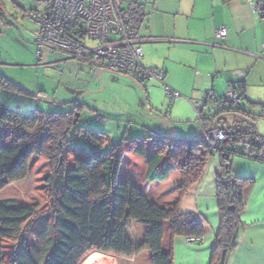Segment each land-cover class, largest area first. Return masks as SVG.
I'll return each mask as SVG.
<instances>
[{"label":"trees","instance_id":"16d2710c","mask_svg":"<svg viewBox=\"0 0 264 264\" xmlns=\"http://www.w3.org/2000/svg\"><path fill=\"white\" fill-rule=\"evenodd\" d=\"M131 12L130 20L135 28L133 23L142 19L143 9L136 8ZM4 17L5 10L0 0V23H3ZM137 84L146 91L143 82ZM0 90L28 94L1 73ZM238 90L244 97V87L240 86ZM68 105L73 109L66 113H44L40 110L24 113L0 102V130H4L7 143L0 146V192L10 184L25 180L30 174L33 159L41 158L51 164L46 192L52 199L51 214L34 229L32 224L38 212L37 205L13 206L7 200H0V264H39L40 261L42 264H80L95 252L133 259L144 251L150 252L151 264H173L172 251L163 248L167 229L172 239H188L203 238L206 235L205 227L193 214H183L178 202L173 208H163L150 202L136 185L121 180V161L128 153L143 156L150 169V180L163 181L171 171H178L181 176L178 188L181 198L201 178L210 158L209 147L201 142V137L161 138L154 151L142 146L138 148V140L125 136L120 143L111 144L105 132L76 129L80 119L77 120L76 115L81 116L83 107L78 102ZM220 109V113L211 119L204 117L203 113L198 117L204 131L221 127L225 116L240 115L251 121V117L243 114L241 108ZM101 118L98 117L97 121L107 125L106 119L102 123L99 121ZM252 123L246 134L258 136L254 121ZM230 129L234 131L233 137L237 138L239 134L236 129L233 126ZM79 138L90 148L91 155L88 158L77 156L73 164L67 165L70 152H67L66 146ZM234 139L223 142V151L219 152L223 154L222 163L224 169L228 167L227 170L230 169L227 157L241 152L231 149ZM126 144L131 147L125 148ZM108 145L110 150L103 155ZM79 150L85 151L83 148ZM161 156L169 163L161 166L164 169L162 176L156 173L161 165ZM224 178L220 176L218 179L221 223L209 264H228L230 253L238 246L237 237L241 227L239 215L247 180L225 181ZM231 207L235 209L231 210ZM133 225L144 230L141 244L130 237ZM32 229L33 245L29 247L26 238ZM5 243L12 244L7 260Z\"/></svg>","mask_w":264,"mask_h":264},{"label":"crops","instance_id":"0c3cea01","mask_svg":"<svg viewBox=\"0 0 264 264\" xmlns=\"http://www.w3.org/2000/svg\"><path fill=\"white\" fill-rule=\"evenodd\" d=\"M28 1L31 4L30 8L18 6L24 13L33 8L37 0ZM110 2L131 14L136 8L143 9L142 19L133 23L142 38L144 53L142 63L145 67L155 69L164 75V84L148 80L152 83L149 85L151 94L143 82L147 93L143 91L148 103L149 95L153 101V93L164 91L166 86L177 91L181 96L174 103L172 118L179 119L195 110L193 103L204 100L209 91L213 90L216 95L223 96L232 86H243L244 104L241 112L251 117V121L243 119L240 115L225 116L223 124L230 120L231 126L240 123L252 125L254 121L258 136L264 139V9L260 10V7L264 8V0H251V3L245 0H110ZM219 27L228 30L224 40L214 38V31ZM54 52L56 51H49V54ZM68 57L70 58L65 60L66 63L68 60H76ZM76 61L72 62L74 68L79 67L74 64ZM103 73L105 72L99 70L100 78H103ZM123 78L126 86L137 94L139 92L135 86L137 82L133 80L135 82L133 83L128 77ZM89 87L85 86L84 89L87 91ZM0 92H3L0 93V97L11 102L13 101L11 96L18 95L4 90ZM44 94L47 93L39 92L37 98H46L40 96ZM83 95L84 93L81 97ZM45 100L52 105L43 110L41 108L40 111L44 113H66L73 109L68 105L72 102L58 103L48 98ZM75 102L83 107L82 116L86 113V107L79 100ZM62 105L65 107H61ZM208 108V115L205 116L204 112ZM220 110L219 105L211 101L205 104L202 113L204 117L211 119L218 115ZM167 121L171 123L169 118ZM200 124L204 131L201 122ZM132 130L133 135L130 136L131 139H138V148L142 146L154 151L158 139H152L151 132L145 126L140 130L146 134H140L139 137L138 129ZM105 133L108 135V132ZM125 137L127 138V135ZM110 143L118 144L117 141L113 143L111 140ZM130 147V144L125 145V148ZM236 150L240 152V149ZM159 159L161 165L157 167L156 173L162 176L164 169L161 166L169 163L164 156ZM222 160L217 157L209 158L201 178L180 198L178 188L181 176L178 171H171L163 181L150 180L148 178L150 169L143 156L128 153L122 158L121 180L136 185L150 202L163 208H173L178 202L183 214H193L206 229L203 241L198 243H189L184 237L172 239L170 230L167 229L163 248L165 251H172L173 264L210 263L221 223L218 202L220 176L225 177V181L247 180L243 189V208L239 215L241 227L237 237L238 246L230 253L228 264H264V162L231 154L227 163L230 169L227 170L228 167L224 169ZM130 237L132 241L141 244L144 241V230L133 225ZM94 258H100V264H151V254L148 251L133 259L95 252L86 257L83 264L87 261L96 264Z\"/></svg>","mask_w":264,"mask_h":264},{"label":"rangeland","instance_id":"374dc122","mask_svg":"<svg viewBox=\"0 0 264 264\" xmlns=\"http://www.w3.org/2000/svg\"><path fill=\"white\" fill-rule=\"evenodd\" d=\"M2 2L5 7V17L3 23H0V32L2 33L0 35V73L30 94L28 96L19 94L11 96L12 102L0 97V102L6 106L24 113H32L41 108L42 110L46 109L48 105L52 104L41 99L42 97L37 98V94L42 91L47 94L40 96L58 103L79 100L82 105H85L86 113L80 117L76 129L85 128L93 130L95 133L108 132L113 143L116 141L120 143L125 135L131 139L132 129H138V137L140 134H146L140 130L142 126L151 132L154 140L165 137L196 139L203 135L204 131L195 110L184 114L179 119L172 118L175 104L167 97L165 89L153 93V101L149 95L148 103L145 92L137 84H135L139 91L137 94L126 86L122 80L124 76L104 71L103 78H100V69L81 60L77 62V59L68 60L66 63L65 60L70 58L69 55L60 51L49 54L48 50L43 49L42 57L39 58L36 45L38 25L25 18V13L11 0H2ZM20 6L30 8L31 4L28 0H21ZM73 61H76V63L74 62L77 64L76 66L79 65L78 68H74ZM133 83L135 82L133 81ZM145 84L151 94L149 85L152 83L145 81ZM85 86H90L87 91L84 89ZM82 92L84 95L81 97ZM208 112L209 108L204 112V115L207 116ZM98 117L105 118L108 121L107 126L99 125ZM167 118L171 121L172 126L169 127L174 129V132L166 126ZM222 126L230 128V120H226V124ZM1 130L0 146H3L7 143L4 130ZM79 148H83L85 151H80ZM108 149L110 150L109 145L105 146L103 155L108 152ZM66 150L70 152V155L67 156V165L73 164L77 156L88 158L91 155L90 148L84 145L80 138L69 142ZM213 157L223 159V154L218 153L210 156V158ZM50 174V162L46 159L34 158L29 176L21 182L10 184L0 192V200H7L13 206L33 204L38 206V212L32 224L33 229L44 217L51 214L52 199L46 192V179ZM33 229L26 238L29 247L33 245ZM11 251L12 244L5 243L6 260ZM97 259L101 261L100 258H94V260ZM84 260L80 264H83ZM39 264H42L41 261Z\"/></svg>","mask_w":264,"mask_h":264},{"label":"built area","instance_id":"2783aa9c","mask_svg":"<svg viewBox=\"0 0 264 264\" xmlns=\"http://www.w3.org/2000/svg\"><path fill=\"white\" fill-rule=\"evenodd\" d=\"M251 3V0H245ZM19 6L21 0H11ZM25 18L35 22L39 30L36 33L37 56L42 50L60 51L74 59L108 71L118 76L128 77L136 82L156 80L164 84V75L143 65L142 38L133 27L130 14L114 6L110 0H37L33 8L25 12ZM228 35L225 27L214 31L216 40H224ZM264 48V47H263ZM167 97L175 103L180 94L165 87ZM214 101L222 109H239L244 97L238 86L218 96L213 90L206 94L204 101L193 103L200 117L206 103ZM104 122L103 119H100ZM234 131L221 126L204 131L201 142L209 147L210 156L223 151V142L234 139ZM232 148L240 149L244 157L264 162V139L260 136L240 135L234 139ZM233 140V141H234ZM203 238H188L189 243L202 242Z\"/></svg>","mask_w":264,"mask_h":264},{"label":"water","instance_id":"95a60500","mask_svg":"<svg viewBox=\"0 0 264 264\" xmlns=\"http://www.w3.org/2000/svg\"><path fill=\"white\" fill-rule=\"evenodd\" d=\"M259 9V8H258ZM264 8L260 7V10L263 11ZM77 120L78 118L80 117V114L77 113ZM76 120V122H77ZM166 126L169 127V126H172V124L170 122H166ZM256 126V124H255ZM233 127L236 129V132L240 135H244L249 129H250V126L248 124H244V123H240V124H236V125H233ZM170 128V127H169ZM170 131L174 132V129H169ZM227 160H229V157H227ZM231 210H234L235 208L234 207H231L230 208Z\"/></svg>","mask_w":264,"mask_h":264},{"label":"bare ground","instance_id":"6f19581e","mask_svg":"<svg viewBox=\"0 0 264 264\" xmlns=\"http://www.w3.org/2000/svg\"><path fill=\"white\" fill-rule=\"evenodd\" d=\"M93 260H94V259H93ZM94 261H95V263H96V264H100V263H101V261H100V260H98V259H97V260H94ZM90 262H91V261H87V263H86V264H90ZM91 264H93V263H91Z\"/></svg>","mask_w":264,"mask_h":264}]
</instances>
